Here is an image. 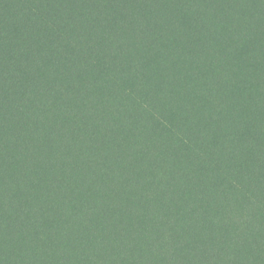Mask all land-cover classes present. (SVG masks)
I'll use <instances>...</instances> for the list:
<instances>
[{
  "label": "trees",
  "instance_id": "1",
  "mask_svg": "<svg viewBox=\"0 0 264 264\" xmlns=\"http://www.w3.org/2000/svg\"><path fill=\"white\" fill-rule=\"evenodd\" d=\"M0 264H264V0H0Z\"/></svg>",
  "mask_w": 264,
  "mask_h": 264
}]
</instances>
